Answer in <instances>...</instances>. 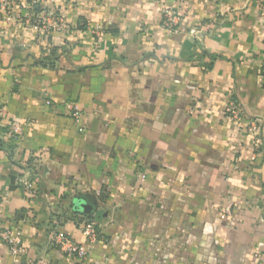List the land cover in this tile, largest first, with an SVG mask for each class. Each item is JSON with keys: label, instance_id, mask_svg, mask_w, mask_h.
I'll return each mask as SVG.
<instances>
[{"label": "crops", "instance_id": "0c3cea01", "mask_svg": "<svg viewBox=\"0 0 264 264\" xmlns=\"http://www.w3.org/2000/svg\"><path fill=\"white\" fill-rule=\"evenodd\" d=\"M163 7L178 32L161 28ZM41 9L62 30L26 10L0 21V223L26 248L13 258L0 243V264H76L51 236L84 243L86 224L98 231L86 264H264V0ZM231 102L261 123L256 139ZM9 122L24 124L18 140Z\"/></svg>", "mask_w": 264, "mask_h": 264}, {"label": "built area", "instance_id": "2783aa9c", "mask_svg": "<svg viewBox=\"0 0 264 264\" xmlns=\"http://www.w3.org/2000/svg\"><path fill=\"white\" fill-rule=\"evenodd\" d=\"M48 0H0V21L14 24L16 21L22 19L21 10H26L28 12V20L30 17H37L39 28L45 34L52 31L62 30L63 21L62 18L55 16L48 10H42L41 6L45 4ZM53 2V0H49ZM164 0H158V3L162 4ZM39 9H41L39 11ZM180 15L179 13L169 10L163 7L161 11V28L167 32L175 33L180 29L179 26ZM95 33H99L100 29L97 27L94 30ZM261 76L264 79V54H263V64L261 67ZM46 105H50V101L45 102ZM66 108L71 115L72 120L75 123H79L81 120V113L77 107L72 104H66ZM5 111V107L0 103V114ZM230 118L237 124L244 123L247 133L252 138H257L260 133L261 123L255 119L245 120L240 110V107L231 102L225 109ZM24 129V124H19L17 122H9L7 125V130L9 136L13 140H18L22 135ZM82 131L81 128H79ZM256 144V140H255ZM141 181H144L145 175L139 174ZM23 186L28 190L32 187L31 182H24ZM84 235V243L75 244L69 237L54 233L51 236L54 244L57 245L61 251L70 254L74 257L76 264H86L89 246L92 245L98 236V231L95 229L93 224H86L84 229H82ZM0 243L5 245L8 249L9 254L13 258H20L26 254V248L23 245L22 232L19 227H6L0 223ZM23 264H51L45 258L38 259H26Z\"/></svg>", "mask_w": 264, "mask_h": 264}, {"label": "water", "instance_id": "95a60500", "mask_svg": "<svg viewBox=\"0 0 264 264\" xmlns=\"http://www.w3.org/2000/svg\"><path fill=\"white\" fill-rule=\"evenodd\" d=\"M76 207L80 208L82 210V213L89 214L91 212V206L85 203H81L78 200L74 204Z\"/></svg>", "mask_w": 264, "mask_h": 264}, {"label": "trees", "instance_id": "16d2710c", "mask_svg": "<svg viewBox=\"0 0 264 264\" xmlns=\"http://www.w3.org/2000/svg\"><path fill=\"white\" fill-rule=\"evenodd\" d=\"M41 9H39V11H40Z\"/></svg>", "mask_w": 264, "mask_h": 264}]
</instances>
